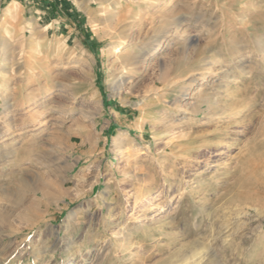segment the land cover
<instances>
[{"label": "rangeland", "instance_id": "1", "mask_svg": "<svg viewBox=\"0 0 264 264\" xmlns=\"http://www.w3.org/2000/svg\"><path fill=\"white\" fill-rule=\"evenodd\" d=\"M115 1L0 0V264H264V0Z\"/></svg>", "mask_w": 264, "mask_h": 264}, {"label": "bare ground", "instance_id": "2", "mask_svg": "<svg viewBox=\"0 0 264 264\" xmlns=\"http://www.w3.org/2000/svg\"><path fill=\"white\" fill-rule=\"evenodd\" d=\"M134 1H141V2H146L147 3V1L149 2L150 0H134ZM152 1V0H151ZM14 4V3H13ZM114 6L115 7H117V6H119V0H116L115 1V4H114ZM10 8L11 7H6V8H4L2 11H0V16L4 19V18H6L7 16H8V14H9V11H11L10 10ZM109 17V16H108ZM113 19V18H112ZM108 22V21H107ZM119 22V21H118ZM119 26V25H118ZM178 27V26H177ZM129 28V27H128ZM123 29H125V27L123 28ZM33 30V29H32ZM124 31V30H123ZM163 31H165V30H163ZM184 32V31H183ZM22 33V32H21ZM34 36H33V43L35 42L36 44H37V42L41 39V37H42V33L41 32H35L34 34H33ZM165 36V35H164ZM163 36V37H164ZM32 37V36H31ZM163 40V39H162ZM7 40H5L4 38H2L1 36H0V73L2 72H9V71H11L13 68V66H20L21 65V58L19 57V58H17V59H15L16 57V55L13 57H11L10 58V56L12 55H10V56H7V54H6V52H4V51H2L3 50V48H4V46L6 45V42ZM32 41V40H31ZM192 42H190V44H191ZM186 46V45H185ZM6 48V47H5ZM4 48V50H6ZM184 48V47H183ZM28 49V48H27ZM11 50V49H10ZM29 50V49H28ZM148 50V49H147ZM188 50V49H187ZM184 51V50H183ZM186 52V51H185ZM137 53V52H136ZM9 54V53H8ZM131 59V58H130ZM206 59H207V57H206ZM129 60V59H128ZM209 61L208 62H206L205 61V64H206V68H207V70H206V73H204V75H201V77H202V82H207V79H208V77H209V75L210 74H212V67L213 66H215V67H217V71L218 70H220V69H222V67H221V61L220 60H211V58H209L208 59ZM144 61H145V58H144V51H141V52H139V54L137 53V54H135V55H133V59H132V61H131V65H134V64H139V63H144ZM4 65L3 67H1V65ZM130 66V65H129ZM128 66V67H129ZM137 66V65H136ZM147 66V65H146ZM211 66V67H210ZM139 68V67H138ZM141 68V67H140ZM143 68V67H142ZM206 68H204V69H206ZM241 68V67H240ZM122 69V68H121ZM126 69V68H125ZM161 69V68H160ZM164 71V70H163ZM215 72H216V70H214ZM241 71V70H240ZM166 72V71H165ZM161 73V72H160ZM225 73V72H224ZM21 74V73H20ZM19 74V75H20ZM190 74H192V73H190ZM125 74L123 73V74H121L117 79H116V81L113 83V85H112V90L113 91H116V93L117 94H119V91H122V89H123V87H124V85H125V82H126V79H125ZM167 76V75H166ZM227 77H228V74L227 73H225L220 79H227ZM187 78V77H186ZM191 79H190V81H189V83L187 84V87H183L182 88V91H175V89L174 90H171L170 91V93L165 97L166 99H167V101H168V99H169V102H173V104H175V102H179V101H182L183 100V102H184V100L185 99H187V98H189L190 100H194L193 102H192V105L194 106V108L193 109H200L201 108V105H203V104H206V106H207V110L209 109L210 110V105H211V100L209 99V95H208V93H206V91H205V88L207 87V85L208 84H205V85H202V84H200L199 86H197L196 84H197V81H196V79H195V75H192L191 77H190ZM171 79V78H170ZM169 79V80H170ZM188 79V78H187ZM167 80V79H166ZM172 80V79H171ZM175 80V79H174ZM181 80H183V79H181ZM179 82H180V80H179ZM184 82V81H183ZM182 82V83H183ZM167 83V82H166ZM169 83V82H168ZM170 83H171V81H170ZM176 83V82H175ZM178 83V82H177ZM179 84V83H178ZM168 85V84H167ZM172 85V86H171ZM211 85V84H210ZM170 86L171 87H169L170 89L171 88H173L174 86H175V84L173 85V83H171L170 84ZM182 86V85H181ZM180 86V87H181ZM148 87V86H147ZM146 87V88H147ZM178 87V86H177ZM176 86H175V88H177ZM151 88H153V87H151ZM156 88V87H155ZM169 89V90H170ZM181 89V88H180ZM189 89H191V92L189 93ZM151 90V89H150ZM154 90V89H153ZM169 92V91H168ZM167 92V93H168ZM174 92H177L178 93V95L177 96H175V95H173L174 94ZM150 93V92H149ZM143 94V93H142ZM146 94V93H145ZM144 94V95H145ZM148 94V93H147ZM29 97V96H28ZM167 101H164V103H169V102H167ZM143 104V103H142ZM177 104V103H176ZM165 106H166V104H165ZM165 106H162L160 109H159V113H157V114H155V115H149V114H145V113H143L142 115H141V123H142V125L144 126V125H146V124H148V123H151V125L153 126V127H156L157 126V124H160L161 122H163L164 120H165V118H166V114H165V112H167V108L168 107H165ZM177 106V105H176ZM185 106V105H184ZM187 106V105H186ZM192 106V107H193ZM189 107V106H188ZM224 108V107H223ZM8 109V106H6L5 107V109H4V114H6V110ZM213 109V108H212ZM225 109V108H224ZM185 110V109H184ZM209 110H208V112L207 113H209ZM227 110V109H226ZM205 111V110H204ZM61 112H66V109L65 108H62L61 109ZM211 112H213V111H211ZM210 112V113H211ZM214 113V112H213ZM214 114H216V115H219L220 113H214ZM213 114V115H214ZM205 115H207V114H205ZM209 115H212V114H209ZM206 117V116H205ZM212 117V116H211ZM214 117H216V116H214ZM235 124V123H234ZM166 130V129H165ZM219 130V129H218ZM217 130V131H218ZM221 131V130H220ZM224 130H222L221 132H223ZM163 132V131H162ZM165 132V131H164ZM161 134V133H160ZM164 134V133H163ZM221 134V133H220ZM156 135H158V133L157 134H155L154 136H156ZM216 139H218V138H216ZM220 140H222L221 138H220ZM156 141V140H155ZM206 142V144H207V141H205ZM135 145V140L134 139H131L130 141H129V144H128V149L129 148H131L132 146H134ZM117 147V151H120L121 149H120V147H119V144L117 143V145H116ZM204 147V146H203ZM207 162V161H206ZM206 162H203V166L201 167V168H204V167H206ZM27 186V185H26ZM29 188H30V186H29ZM36 191V190H35ZM34 193V192H33ZM152 199H156V197H152ZM168 223V222H167ZM120 234H122V236H121V238H120V240H121V243H123V244H127V239H126V234H124V233H120ZM197 247V246H196ZM200 248V247H199ZM202 248V247H201ZM200 248V251L199 252H196V253H194L193 255H192V259H193V261L191 262L192 264H202L203 262H204V258H206V256H207V253H205V252H207L208 250L204 247V248H202L201 249ZM208 248V247H207ZM194 249H196L197 250V248H195L194 247ZM201 251H205V252H201ZM193 252H195V250H193ZM184 256H185V254H184ZM203 261V262H202ZM189 262V263H190Z\"/></svg>", "mask_w": 264, "mask_h": 264}]
</instances>
